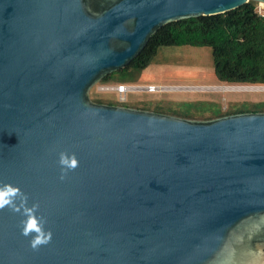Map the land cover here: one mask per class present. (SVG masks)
<instances>
[{
    "label": "water",
    "instance_id": "1",
    "mask_svg": "<svg viewBox=\"0 0 264 264\" xmlns=\"http://www.w3.org/2000/svg\"><path fill=\"white\" fill-rule=\"evenodd\" d=\"M248 1L0 0V264H264V111L89 96L160 27Z\"/></svg>",
    "mask_w": 264,
    "mask_h": 264
},
{
    "label": "trees",
    "instance_id": "2",
    "mask_svg": "<svg viewBox=\"0 0 264 264\" xmlns=\"http://www.w3.org/2000/svg\"><path fill=\"white\" fill-rule=\"evenodd\" d=\"M258 5L264 7V4L248 1L221 14L168 23L150 37L142 51L128 65L108 74L101 81L138 83L143 70L161 47L189 45L211 48L214 75L219 82L227 85H264V16L258 14ZM93 100L164 112L159 103L150 107V102L136 106L127 104V101L118 102L102 98ZM201 102L209 104L206 103L208 101ZM245 111H264V100L233 104L224 111L220 107L216 110L206 108L201 110L198 118L206 119ZM206 112L209 114L204 115ZM174 115L196 118L184 111Z\"/></svg>",
    "mask_w": 264,
    "mask_h": 264
},
{
    "label": "rangeland",
    "instance_id": "3",
    "mask_svg": "<svg viewBox=\"0 0 264 264\" xmlns=\"http://www.w3.org/2000/svg\"><path fill=\"white\" fill-rule=\"evenodd\" d=\"M259 8L264 10V7L260 5L257 6V10ZM138 83L179 86L182 89L156 92L131 91L127 93V104L141 106L143 102H150V107H153L159 103L165 113L178 114L184 111L196 118L201 115V110L206 108L216 110L220 107L224 111L233 104L264 100V90L205 89L208 86H251L227 85L219 82L214 75L212 52L208 46L161 47L143 70ZM89 96L92 100L96 98L116 99V94L113 92H97L95 85L90 89ZM201 101H208L206 103L209 104ZM208 114L209 112H206L204 115Z\"/></svg>",
    "mask_w": 264,
    "mask_h": 264
},
{
    "label": "built area",
    "instance_id": "4",
    "mask_svg": "<svg viewBox=\"0 0 264 264\" xmlns=\"http://www.w3.org/2000/svg\"><path fill=\"white\" fill-rule=\"evenodd\" d=\"M258 14L264 16V10L260 8L257 10ZM264 86V85H259ZM96 90L99 93L113 92L116 94V101L125 102L127 101V93L131 91H147L156 92L167 89L179 90L182 87L179 86H164L155 84H140V83H113V82H98L95 84Z\"/></svg>",
    "mask_w": 264,
    "mask_h": 264
},
{
    "label": "clouds",
    "instance_id": "5",
    "mask_svg": "<svg viewBox=\"0 0 264 264\" xmlns=\"http://www.w3.org/2000/svg\"><path fill=\"white\" fill-rule=\"evenodd\" d=\"M61 164H68L67 158L64 156H61L60 160ZM70 167L76 166V161L73 159L71 161V164H69ZM17 189L6 186L4 189H0V207H3L7 204H10L12 202V197H14L17 194ZM25 235H27L29 232H36L37 235L34 237L32 243L35 247L37 244H42L47 242V238L45 237L44 233L41 231V228L34 216H29L24 229Z\"/></svg>",
    "mask_w": 264,
    "mask_h": 264
},
{
    "label": "bare ground",
    "instance_id": "6",
    "mask_svg": "<svg viewBox=\"0 0 264 264\" xmlns=\"http://www.w3.org/2000/svg\"><path fill=\"white\" fill-rule=\"evenodd\" d=\"M205 89H217V90H264V86H221V87L208 86Z\"/></svg>",
    "mask_w": 264,
    "mask_h": 264
},
{
    "label": "flooded vegetation",
    "instance_id": "7",
    "mask_svg": "<svg viewBox=\"0 0 264 264\" xmlns=\"http://www.w3.org/2000/svg\"><path fill=\"white\" fill-rule=\"evenodd\" d=\"M213 90H217V89H213Z\"/></svg>",
    "mask_w": 264,
    "mask_h": 264
}]
</instances>
